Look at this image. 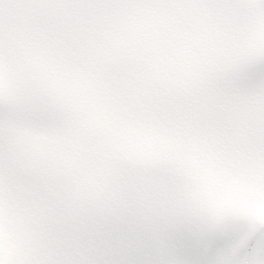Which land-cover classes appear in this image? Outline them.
I'll return each mask as SVG.
<instances>
[{
  "label": "snow or ice",
  "instance_id": "snow-or-ice-1",
  "mask_svg": "<svg viewBox=\"0 0 264 264\" xmlns=\"http://www.w3.org/2000/svg\"><path fill=\"white\" fill-rule=\"evenodd\" d=\"M0 264H264V0H0Z\"/></svg>",
  "mask_w": 264,
  "mask_h": 264
}]
</instances>
